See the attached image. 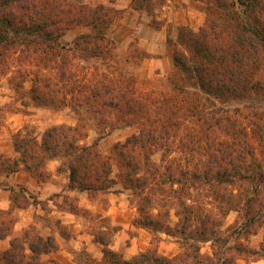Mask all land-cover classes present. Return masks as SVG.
I'll use <instances>...</instances> for the list:
<instances>
[{
  "label": "trees",
  "instance_id": "trees-1",
  "mask_svg": "<svg viewBox=\"0 0 264 264\" xmlns=\"http://www.w3.org/2000/svg\"><path fill=\"white\" fill-rule=\"evenodd\" d=\"M202 1L206 24L198 32L180 27L177 41H171L172 93H144L145 106L119 80L106 75L93 80L85 66L77 70V61L106 62L111 55L107 24L112 12L106 6L80 0H0V74L16 69L19 79L33 82L34 100L57 108L69 105L79 116L85 108L97 116L142 118L126 120L124 126H137L138 132L113 148L120 178L134 193L136 224L176 237L181 245L174 257L151 249L125 259L107 249L105 235L98 233L104 258L81 264H236L251 249L242 243L230 246L232 240L257 234L264 226V0ZM78 26L93 32L63 43ZM87 124L81 118L76 126H54L41 143L17 134L19 157L3 167L9 173L24 167L41 179L48 155L61 159L71 188L109 192L117 184L112 158L97 144H81ZM159 152L157 163L153 156ZM171 210L178 218L174 227L168 223ZM232 212L243 225L222 231ZM14 223L0 209V240L11 235ZM202 242H212L216 261L202 258ZM57 250L53 237L29 230L14 238L10 249L0 250V263L43 264L40 257Z\"/></svg>",
  "mask_w": 264,
  "mask_h": 264
},
{
  "label": "rangeland",
  "instance_id": "rangeland-1",
  "mask_svg": "<svg viewBox=\"0 0 264 264\" xmlns=\"http://www.w3.org/2000/svg\"><path fill=\"white\" fill-rule=\"evenodd\" d=\"M83 4L97 7L104 5L111 10L107 24V36L111 40V55L106 62L77 61L81 73L86 67L95 80L106 75L119 80L135 93L141 103L148 102L141 95L155 92L171 94L170 78L176 72L171 44L178 39L180 27L187 26L198 32L207 21L206 4L202 0H80ZM91 28L78 26L70 29L63 43L69 44L78 36L92 33ZM11 69L0 74V209L9 212L15 220L11 235L0 240V250L11 247V241L24 232L35 230L44 238L53 237L58 250L40 257L43 264H81L89 259L101 261L105 247L96 241L98 233L105 235L107 249L131 259L151 249L159 254L174 257L181 252L176 237L154 233L139 226L136 199L120 178V168L113 148L138 132L137 126H124L126 120L141 117L94 115L81 110L79 116L71 106L57 108L33 99V82L19 79ZM240 105L235 104L234 107ZM87 121V137L83 145H98V149L112 158V177L117 184L109 192L89 193L70 187V173L61 170L60 158L45 155L44 176L34 178L22 167L9 173L3 163L19 157L15 148L17 134L31 135L38 143L46 131L54 126H76L79 119ZM160 163L162 152L153 156ZM35 182L27 184V177ZM193 192V191H192ZM195 193V192H193ZM169 225L178 223L175 210H171ZM243 220L232 212L224 221L222 231L229 227L240 228ZM242 243L251 249L250 254L238 258L236 264H264V226L257 234L239 235L230 246ZM206 263L216 261L212 242L199 243ZM27 255H31L29 249ZM235 255V253H233ZM1 264V263H0Z\"/></svg>",
  "mask_w": 264,
  "mask_h": 264
},
{
  "label": "crops",
  "instance_id": "crops-1",
  "mask_svg": "<svg viewBox=\"0 0 264 264\" xmlns=\"http://www.w3.org/2000/svg\"><path fill=\"white\" fill-rule=\"evenodd\" d=\"M26 177H27V184H30L32 186L35 185V182L33 181V179L31 177L28 178V174L26 173Z\"/></svg>",
  "mask_w": 264,
  "mask_h": 264
}]
</instances>
